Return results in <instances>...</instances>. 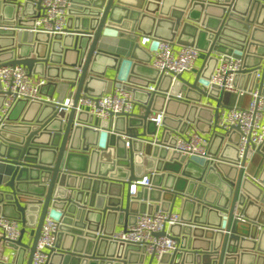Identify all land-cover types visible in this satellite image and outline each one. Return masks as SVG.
Returning a JSON list of instances; mask_svg holds the SVG:
<instances>
[{
  "label": "water",
  "instance_id": "obj_1",
  "mask_svg": "<svg viewBox=\"0 0 264 264\" xmlns=\"http://www.w3.org/2000/svg\"><path fill=\"white\" fill-rule=\"evenodd\" d=\"M17 1L0 0V64L46 75L42 92L53 98L45 92L50 87L57 102L73 97L69 112L54 102L18 99L0 118V216L21 223L19 238L5 243L17 249L18 264L27 251L32 263L47 214L63 223L48 264H264V190L245 170L248 152L239 157L238 131L212 134L210 160L169 148L172 131L218 127L224 92L205 90L216 53L243 56L247 69L236 76L238 87L251 91L259 70L264 82V0H70L68 33L53 36L16 30L34 20L20 16L32 15L33 4L20 10ZM145 35L202 50L198 73L178 74L175 82L159 77L140 43ZM109 71L140 107L116 119L117 134L91 128L94 117L76 111L82 93L110 90ZM179 91L184 99L175 97ZM203 97L216 107L201 105ZM4 99L0 93V109ZM256 153L263 161L257 179L264 182V144ZM148 173L152 187L131 195V183ZM177 200L180 222L156 233L175 238L176 251L145 262L143 246L111 237L139 213L172 211Z\"/></svg>",
  "mask_w": 264,
  "mask_h": 264
},
{
  "label": "built area",
  "instance_id": "obj_2",
  "mask_svg": "<svg viewBox=\"0 0 264 264\" xmlns=\"http://www.w3.org/2000/svg\"><path fill=\"white\" fill-rule=\"evenodd\" d=\"M33 4L34 13L22 16L23 19L32 17V24H25L17 27L19 31H30L33 33L43 32L51 36L55 34H67L68 9L71 6L70 0H18L19 9H23L25 2ZM155 43V48L150 58V65L162 75H171L173 82L178 74H190L195 76L201 65L198 61L203 51L195 46L179 45L175 41L156 38L152 35H145L140 40L142 45ZM218 58L216 66L208 80L205 90L212 88L219 91L233 92L239 96L250 95L247 106H230L220 110L217 129H212L210 133H202L194 126L185 128L182 132L172 131L175 142L169 146L173 151L188 158L197 157L210 160L209 146L212 134L216 131L228 134L232 130L238 131L239 137V157L242 159L248 152L247 162L251 160L256 149L264 144V82L261 83V70L257 71L256 81L253 89L249 91L244 87H238L235 83L237 75H242L247 69L244 66L243 56L215 54ZM245 74V73H244ZM45 75H39L28 70L24 65L0 64V93L5 95L3 105L0 109L1 123L8 116L18 99H28L29 101H50L54 102L59 110L69 112L73 107V97H66L63 102L45 96L42 87L47 83ZM149 91H155L156 86L151 84ZM177 99H184V92L179 91ZM201 105L214 107L202 100ZM138 103L133 99V95L122 83H116L110 90L97 96L82 93L79 97L76 111H85L94 117L91 128L98 131H108L118 133L116 129V119L121 115H131L136 112ZM139 107V106H138ZM221 108V109H222ZM163 113L157 114L154 118L160 127L163 120ZM109 123L108 127L104 123ZM126 146L130 145L127 136ZM252 155V156H251ZM246 169V168H245ZM247 172V171H246ZM148 173L142 178L131 183L130 194L135 195L140 186L151 188L150 175ZM248 176L258 183L264 190V182H259L257 177ZM180 222V213L175 211H163L161 208L154 209L151 213L144 212L137 215L136 222L128 225L127 229L116 230L111 236L115 240L135 243L145 248L147 255H153L160 259L164 253H172L179 247L175 238L159 235L164 228H168ZM60 219L47 214L33 253L31 264H48L50 261L51 249L55 247ZM21 223L17 219L0 216V264H18L16 256L17 249L7 246L11 251L4 250L5 243L14 242L20 236ZM168 232V231H167ZM28 253V251L26 252ZM14 260V262H12Z\"/></svg>",
  "mask_w": 264,
  "mask_h": 264
},
{
  "label": "crops",
  "instance_id": "obj_3",
  "mask_svg": "<svg viewBox=\"0 0 264 264\" xmlns=\"http://www.w3.org/2000/svg\"><path fill=\"white\" fill-rule=\"evenodd\" d=\"M143 36L140 37L139 40L142 39ZM144 47V49L147 51V54H152L153 53V49L155 48V43L154 42H150L149 44L146 45H142ZM204 59V53L201 54L200 59L198 61L199 65L202 64ZM142 72V74L145 75H150L152 74V71L150 69H146V68H142L140 70V73ZM184 75H190V74H184ZM46 76V75H45ZM191 76V75H190ZM107 80H111L112 81V85H115L117 83L116 81V77H117V72L114 71H109L108 74H106ZM111 87H109L110 89ZM45 92H51V94H53V99H56V97L58 96V93L54 90L50 89V87L45 88ZM202 100H206V102L210 105H212L214 108L216 107V102L209 100L205 97H203ZM250 101V95L249 94H245L243 96H239L233 92H225L223 99H222V103L224 105V108H228L230 106H234V105H238V106H247L248 103ZM224 108L221 109V111L224 110ZM140 109V107L137 106L136 111H138ZM252 156V155H251ZM262 158L260 155H258L257 153H254L251 160H249L247 162V167H246V171L254 177H257L260 174V170H261V166H262ZM173 211L175 212H182V200H177L176 205L173 208ZM122 227H117V230H120ZM31 230V227L27 229V231L29 232ZM28 240V235L25 241ZM4 250H6V252L8 253L9 251H11L10 248L4 247ZM28 253L25 254L24 257V261L23 264H26L27 260H28ZM150 257V255L146 256V260L145 262H148V258ZM12 262H14V260H12Z\"/></svg>",
  "mask_w": 264,
  "mask_h": 264
},
{
  "label": "rangeland",
  "instance_id": "obj_4",
  "mask_svg": "<svg viewBox=\"0 0 264 264\" xmlns=\"http://www.w3.org/2000/svg\"><path fill=\"white\" fill-rule=\"evenodd\" d=\"M185 77H191L190 75H185ZM193 80V79H192ZM22 227V226H21ZM26 238H27V234H26V236L24 237V240H26Z\"/></svg>",
  "mask_w": 264,
  "mask_h": 264
}]
</instances>
